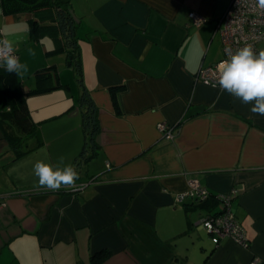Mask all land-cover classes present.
<instances>
[{
  "label": "crops",
  "instance_id": "obj_1",
  "mask_svg": "<svg viewBox=\"0 0 264 264\" xmlns=\"http://www.w3.org/2000/svg\"><path fill=\"white\" fill-rule=\"evenodd\" d=\"M230 3L71 0L79 77L52 38L31 39V13L0 0V46L19 56L38 125L27 136L0 121V264H94L96 253L99 264H264V72L233 86L195 80L223 58L216 21ZM192 12L207 21L192 25ZM32 46L44 61L26 78ZM195 178L211 196L177 201ZM234 190L249 247L197 226Z\"/></svg>",
  "mask_w": 264,
  "mask_h": 264
},
{
  "label": "built area",
  "instance_id": "obj_2",
  "mask_svg": "<svg viewBox=\"0 0 264 264\" xmlns=\"http://www.w3.org/2000/svg\"><path fill=\"white\" fill-rule=\"evenodd\" d=\"M191 24L201 26L207 18L197 12L190 13ZM216 30L222 39L223 58L210 67H202L195 76L196 82L206 85L233 86L239 83L243 73L264 72V0H231L225 14L217 19ZM5 61L12 68L19 64V57L6 44L0 46V62ZM160 131L166 137L173 138V127L159 123ZM87 183L73 186L79 191ZM237 191L218 195L223 204L219 213L203 217L197 226L219 238H232L244 247L250 246V241L242 224L232 210V202ZM211 196L210 190L198 179H191L186 191L177 194V201L193 199L205 201ZM3 196L0 195V200ZM255 264H261L259 260Z\"/></svg>",
  "mask_w": 264,
  "mask_h": 264
},
{
  "label": "trees",
  "instance_id": "obj_3",
  "mask_svg": "<svg viewBox=\"0 0 264 264\" xmlns=\"http://www.w3.org/2000/svg\"><path fill=\"white\" fill-rule=\"evenodd\" d=\"M2 5L4 11L9 14L31 13L33 15V18L29 20L31 39L40 41L46 37L52 38L55 49L50 53L66 51L69 63L71 62L74 66L78 76H81L78 22L71 0H2ZM18 67L19 64L12 68L5 61L0 62V121H8L21 133L31 136L36 133L38 125L28 106L27 93ZM41 75H44L43 70L36 74V76ZM86 108L84 144L91 145L94 143V133L98 129V124L90 106ZM83 150L80 154L84 153ZM93 262L99 264V254L94 255Z\"/></svg>",
  "mask_w": 264,
  "mask_h": 264
},
{
  "label": "rangeland",
  "instance_id": "obj_4",
  "mask_svg": "<svg viewBox=\"0 0 264 264\" xmlns=\"http://www.w3.org/2000/svg\"><path fill=\"white\" fill-rule=\"evenodd\" d=\"M35 46L30 47L29 51H28V58H27V63H28V67L30 69H32L31 71H28V69H25V73L24 76L27 78L28 76H32L33 73L35 72L34 70H36V68H38V65L42 64L44 59L41 58L40 56H42V53H38L36 52L37 50H34ZM38 61H41L40 63H38ZM7 63V62H6ZM8 64V63H7ZM20 65L21 62H19V70H20ZM27 70V71H26ZM21 71V70H20ZM22 73V72H21ZM29 74V75H28ZM22 75V74H21ZM23 76V75H22ZM75 186V185H72ZM202 233L206 234L205 231H203Z\"/></svg>",
  "mask_w": 264,
  "mask_h": 264
}]
</instances>
